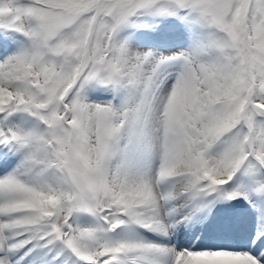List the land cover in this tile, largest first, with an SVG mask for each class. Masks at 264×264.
I'll list each match as a JSON object with an SVG mask.
<instances>
[{
	"label": "snow or ice",
	"instance_id": "obj_1",
	"mask_svg": "<svg viewBox=\"0 0 264 264\" xmlns=\"http://www.w3.org/2000/svg\"><path fill=\"white\" fill-rule=\"evenodd\" d=\"M0 264H264V0H0Z\"/></svg>",
	"mask_w": 264,
	"mask_h": 264
}]
</instances>
